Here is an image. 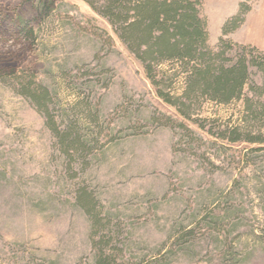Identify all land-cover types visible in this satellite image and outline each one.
Listing matches in <instances>:
<instances>
[{
  "label": "rangeland",
  "instance_id": "1",
  "mask_svg": "<svg viewBox=\"0 0 264 264\" xmlns=\"http://www.w3.org/2000/svg\"><path fill=\"white\" fill-rule=\"evenodd\" d=\"M203 1L213 47L250 2L230 38L264 51V0ZM28 81L50 90L46 111ZM245 111L183 115L88 0H0V264H96L104 251L117 264H264V143L220 136L241 125L264 139Z\"/></svg>",
  "mask_w": 264,
  "mask_h": 264
},
{
  "label": "trees",
  "instance_id": "2",
  "mask_svg": "<svg viewBox=\"0 0 264 264\" xmlns=\"http://www.w3.org/2000/svg\"><path fill=\"white\" fill-rule=\"evenodd\" d=\"M88 1L142 61L160 98L183 115L192 118L190 111L206 102L229 106L244 100L245 125L264 123V87L254 80V69L264 73V51L230 38L246 24L253 11L250 2L242 3L240 12L225 25L219 45L213 47L203 0H105L101 8ZM179 81L185 82L181 93L175 87ZM23 87V94L43 112L54 100L48 88L33 81ZM253 134L241 125H229L220 136L232 142L264 143L262 135ZM73 138V132L65 134L64 143L71 149L80 147V140ZM96 264H117V260L104 251Z\"/></svg>",
  "mask_w": 264,
  "mask_h": 264
}]
</instances>
